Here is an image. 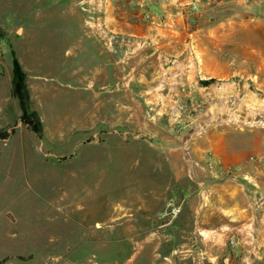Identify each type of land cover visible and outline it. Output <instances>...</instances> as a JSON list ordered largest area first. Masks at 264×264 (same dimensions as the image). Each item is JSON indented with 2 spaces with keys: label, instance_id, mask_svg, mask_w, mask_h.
I'll return each mask as SVG.
<instances>
[{
  "label": "rangeland",
  "instance_id": "obj_1",
  "mask_svg": "<svg viewBox=\"0 0 264 264\" xmlns=\"http://www.w3.org/2000/svg\"><path fill=\"white\" fill-rule=\"evenodd\" d=\"M250 39L257 42L253 49L245 45ZM263 53L264 0H0V264H55L52 255L26 253L48 241L39 235L54 231L56 238L63 226L61 214L43 200L44 184L26 172L30 169L23 155L31 142L28 135L21 138L25 133L32 135L41 161L66 169L77 167L78 142L89 143L94 155L106 133L117 137L119 145L146 139L170 153L179 173L178 179L173 176V195L155 211L156 235L130 241L135 247L132 264H223V257L208 255L217 250L212 241L195 239V226L192 238L174 237L173 257L165 259L172 240L162 229L182 212L190 214L186 204L184 211L178 206L182 197L176 192L189 168L196 182L231 180L243 189L264 182ZM11 55L27 74L31 95L38 94L34 83L43 75V84L61 91L56 104L42 98L47 111H54V105L59 109L62 96L67 99L66 114L76 120V129L59 143L48 140L43 128L41 138L29 131L19 122L20 113L9 119L14 106L19 109L11 96ZM164 179L157 176L158 188ZM82 188L85 195L88 186ZM127 193L110 188L108 225L135 216L133 203L118 201ZM208 199L207 193L204 201ZM173 208L179 209L177 216L165 215ZM51 212L59 222H48ZM82 232L79 228L67 242L66 253L79 262L91 256L84 264H97L104 257L91 255ZM241 236L224 239L234 264L242 256L234 247ZM58 237L64 238L62 233ZM187 250L193 254L184 256ZM252 250L260 248L253 245ZM121 262L112 254L106 261Z\"/></svg>",
  "mask_w": 264,
  "mask_h": 264
},
{
  "label": "crops",
  "instance_id": "obj_2",
  "mask_svg": "<svg viewBox=\"0 0 264 264\" xmlns=\"http://www.w3.org/2000/svg\"><path fill=\"white\" fill-rule=\"evenodd\" d=\"M36 78L35 82L37 83L34 85L38 88V94L33 96L30 91V95L33 100L35 99L34 105L42 124L44 136L51 142L59 143L76 129V120L68 119L69 114L66 113L70 110V105L66 103L67 99L64 96L60 101L61 110L55 105L54 111L45 109L42 98L49 99L56 104L61 91L51 88V84L49 86L43 84L41 81L47 80L45 75ZM13 113L10 120L13 116H18L20 110L14 106ZM9 119L4 120V124L8 123ZM146 128L149 129L150 125H146ZM29 134L25 133L21 136L22 138L28 135L31 142L27 152L23 155V163L30 169L26 172L34 181L37 180L44 184L43 190H40L45 191L43 200L54 212L61 214L63 226L59 232L64 238L58 237L60 233L54 238V231L51 233L52 235L46 234V231L39 236L44 239L48 238V241L44 240L36 244L34 246L36 248H30L26 255H52L55 264H84L87 261H92L91 256H85L84 260L80 259L79 262L77 257L73 259L69 256L70 254L66 253L69 246L67 242L75 237V232L80 228L85 236L84 242H87L90 249L93 250L91 255L96 254L104 257V259L96 261L97 264H107L106 261L110 254L120 256L122 259L120 264H132L131 257L135 247L130 241L148 239L151 234L156 235L155 211L159 204L170 199L173 195V176L178 179L179 173L174 170L172 155L163 149L158 151L159 148L154 147L146 139H135V141L126 144V147L124 144L119 145L118 139L114 135L104 133L107 136L103 147L97 154L89 153L91 148L89 143L78 142L79 144L76 145L82 148L81 153L75 158L77 167L66 169L50 161H41L35 141ZM77 140L82 141L83 137L79 136ZM115 143L118 145L115 146ZM158 159L163 160L162 164L158 162ZM186 172L184 173V184L177 183L176 192H181L179 196L182 197L178 206L182 207V211H184V204H186L190 214L183 216L182 212L168 227L162 229V231H169V238L172 240H168L172 242V247L165 252V259L173 257L174 245H176L174 237L192 238L194 231L192 232L191 229L195 226L197 231L195 239L204 243L212 241L211 244L217 246L216 251L208 252L212 258L223 257V264L229 262L234 264L230 252H226L223 243L224 239L241 234L242 236L234 243L235 251L242 250V256L236 264H264V182L256 183V186L247 185L243 189L241 184L231 180L196 182L193 179L195 171L189 168ZM158 175L165 177L164 184L159 188ZM248 177L253 180L252 176L248 175ZM208 182L211 184H207ZM85 185L88 188L84 195L81 191L84 189L83 186L86 187ZM118 187L129 192L118 201L124 204L133 203L136 214L132 218L122 219L111 226L108 225L110 214H113L110 213L109 193L110 188L117 189ZM194 193H197L196 196H192ZM207 193L209 203L204 201ZM194 200L201 203L200 207L199 204L194 206L192 203ZM254 212L256 214L253 217ZM50 216L48 222L52 223L53 220H57L53 212ZM204 233H208V237L202 235ZM21 238L25 240L23 237ZM256 244L259 245V251L252 250L253 245ZM26 245L29 246L28 243ZM31 246L32 243H30ZM110 246L113 248L112 252L109 250ZM160 251L162 253V250ZM187 252L188 254L184 256L193 254L189 253V250ZM70 253L72 256V252ZM200 254H205V252ZM62 255L68 256L69 259L60 258ZM158 255L165 257L160 256V253ZM42 261L44 260H41V263L40 261L35 263L43 264Z\"/></svg>",
  "mask_w": 264,
  "mask_h": 264
},
{
  "label": "trees",
  "instance_id": "obj_3",
  "mask_svg": "<svg viewBox=\"0 0 264 264\" xmlns=\"http://www.w3.org/2000/svg\"><path fill=\"white\" fill-rule=\"evenodd\" d=\"M211 81L212 79L205 80L202 81V84L208 85ZM11 96L18 103L20 110L19 122L41 138L42 124L38 114L32 109L30 92L27 86V74L22 70L15 56H12Z\"/></svg>",
  "mask_w": 264,
  "mask_h": 264
},
{
  "label": "bare ground",
  "instance_id": "obj_4",
  "mask_svg": "<svg viewBox=\"0 0 264 264\" xmlns=\"http://www.w3.org/2000/svg\"><path fill=\"white\" fill-rule=\"evenodd\" d=\"M224 28V27H223ZM228 33H230V32H228ZM243 33V32H242ZM244 33H246V36H248L249 37V34L247 33V31H244ZM240 35H241V33H240ZM245 36V35H244ZM224 41V40H223ZM248 42V41H247ZM237 44V43H236ZM246 45V48L247 47H250V48H255V46L257 45V42H254V40H252V39H250L249 40V42L247 43V44H245ZM251 50V49H250ZM222 51V50H221ZM247 53H249V54H251V55H253L254 53L252 52V51H249L248 49H246L245 50ZM255 51V50H254ZM260 53H262V52H260ZM227 54V53H226ZM264 54V53H263ZM258 55V54H257ZM256 56V55H255ZM254 56V57H255ZM251 58V57H250ZM252 60H255V59H252ZM260 60V59H259ZM258 60V61H259ZM227 61V60H226ZM256 61V60H255ZM261 61V60H260ZM262 61H264V60H262ZM262 61H261V63H262ZM250 62V61H249ZM223 66V65H222ZM209 73V72H208ZM211 75V74H210ZM225 140V139H224ZM242 159V158H241ZM254 159V158H253Z\"/></svg>",
  "mask_w": 264,
  "mask_h": 264
},
{
  "label": "built area",
  "instance_id": "obj_5",
  "mask_svg": "<svg viewBox=\"0 0 264 264\" xmlns=\"http://www.w3.org/2000/svg\"><path fill=\"white\" fill-rule=\"evenodd\" d=\"M128 134L129 133H127V132L123 133L122 134L123 139H125ZM179 212H180L179 209L173 208V209L169 210L168 213H166L165 215H169V216L175 217V216H177L179 214ZM254 248H256V249L258 248L259 249V246H257V244H256V245H254Z\"/></svg>",
  "mask_w": 264,
  "mask_h": 264
}]
</instances>
